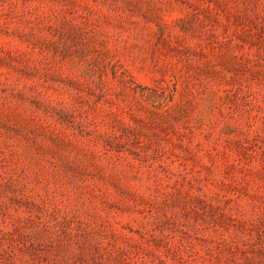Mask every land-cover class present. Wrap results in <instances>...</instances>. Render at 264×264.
<instances>
[{"label": "rangeland", "instance_id": "374dc122", "mask_svg": "<svg viewBox=\"0 0 264 264\" xmlns=\"http://www.w3.org/2000/svg\"><path fill=\"white\" fill-rule=\"evenodd\" d=\"M0 264H264V0H0Z\"/></svg>", "mask_w": 264, "mask_h": 264}]
</instances>
